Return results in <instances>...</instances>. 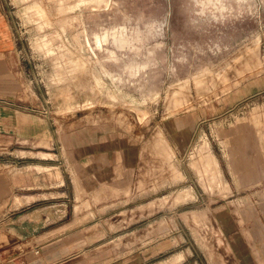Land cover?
Returning <instances> with one entry per match:
<instances>
[{"label":"rangeland","instance_id":"obj_1","mask_svg":"<svg viewBox=\"0 0 264 264\" xmlns=\"http://www.w3.org/2000/svg\"><path fill=\"white\" fill-rule=\"evenodd\" d=\"M0 8L17 43L16 86L0 98L15 111L0 121V221L48 213L34 247L84 211L32 264H264V0ZM87 157L113 161L95 173L77 165Z\"/></svg>","mask_w":264,"mask_h":264},{"label":"crops","instance_id":"obj_2","mask_svg":"<svg viewBox=\"0 0 264 264\" xmlns=\"http://www.w3.org/2000/svg\"><path fill=\"white\" fill-rule=\"evenodd\" d=\"M16 44H17L16 38L11 23L7 18L5 12H3L2 9L0 8V98L4 97L3 94H5L6 91L12 90L16 86L15 79L6 74V69L10 70V62L11 61L13 62L11 57H13V54L16 50ZM5 110L6 109L4 107L0 106L1 122H3L4 120L3 111ZM6 111L10 113V115H15V111L11 108H7ZM16 114L18 115V113ZM111 161H113V159L110 157L106 162H105V158L87 157V158H83L82 160L81 159L78 160L77 165H80L82 163L85 167L86 166L88 167L89 163L92 162L93 167L90 168L89 166L87 169L92 172L96 171L95 173H98V170L99 172L100 171L104 172L105 170H109L110 164L112 163ZM35 166H36V170H38L39 172H43V171L47 172L46 169H51V167L48 166H42V165H35ZM60 182L63 181L60 180ZM28 187L31 188V185H28ZM16 200L18 202L21 201L20 197H17ZM63 203L64 202L58 203L61 204L60 205L61 208L60 206H56V205L53 206L52 204L50 205L51 208L53 209L52 213L60 214L59 218L57 220H54V223L60 222L65 217H67V208L62 207ZM42 209L48 210L47 205H45ZM73 211L74 213H76V217L74 216L70 221L64 223V225L62 224L61 226H58L57 228H53V229H46L45 231H41L42 233L35 235L36 237H39L40 243H37L34 247H32V230H34L36 227L39 228L41 225L51 224L50 222H48L49 218L51 217L49 216L48 213L45 212V215H43L39 219L32 218V207H27V208L24 207V209L20 208L19 210H14L13 213L14 215L12 217H10L9 219L4 218L2 219V221H0V264H32V255L35 254V251L36 252L42 251L43 253L42 257H45L52 252L58 251V250L52 251L47 248H46L47 250H45L44 248L46 246L50 247L54 243H58L57 239L60 238V235H57L59 233L56 230L62 228L63 226L69 223L79 222V219L81 217H79L78 214L83 213L84 211H82L79 206H77L76 209ZM5 229L10 230V232H12V233L10 232L8 233L10 234L9 237H4V235H2ZM22 239L27 241L26 242V244L28 243L27 248L22 246V244L24 243ZM66 255L67 254H62L61 256L56 257L55 260L57 261L61 260Z\"/></svg>","mask_w":264,"mask_h":264},{"label":"bare ground","instance_id":"obj_3","mask_svg":"<svg viewBox=\"0 0 264 264\" xmlns=\"http://www.w3.org/2000/svg\"><path fill=\"white\" fill-rule=\"evenodd\" d=\"M113 31V30H112ZM128 35V34H127ZM125 33L121 32L117 35H115L114 37V43L120 48V47H125L124 44H125V41L127 40L126 39V36H127ZM102 36V35H101ZM104 36V35H103ZM97 38V37H96ZM97 40V39H95ZM97 43V42H96ZM122 49V48H121ZM262 156V155H261Z\"/></svg>","mask_w":264,"mask_h":264},{"label":"flooded vegetation","instance_id":"obj_4","mask_svg":"<svg viewBox=\"0 0 264 264\" xmlns=\"http://www.w3.org/2000/svg\"><path fill=\"white\" fill-rule=\"evenodd\" d=\"M204 5H206V4H204ZM128 36H126V41H125V44H124V46H131V43H132V40L131 39H129V38H127Z\"/></svg>","mask_w":264,"mask_h":264}]
</instances>
